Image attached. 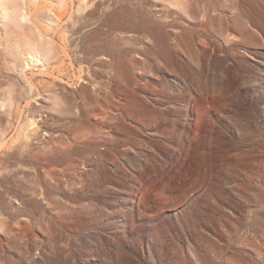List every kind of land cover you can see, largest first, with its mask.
<instances>
[{
    "label": "rangeland",
    "instance_id": "rangeland-1",
    "mask_svg": "<svg viewBox=\"0 0 264 264\" xmlns=\"http://www.w3.org/2000/svg\"><path fill=\"white\" fill-rule=\"evenodd\" d=\"M0 264H264V0H0Z\"/></svg>",
    "mask_w": 264,
    "mask_h": 264
},
{
    "label": "bare ground",
    "instance_id": "bare-ground-1",
    "mask_svg": "<svg viewBox=\"0 0 264 264\" xmlns=\"http://www.w3.org/2000/svg\"><path fill=\"white\" fill-rule=\"evenodd\" d=\"M235 7V6H234ZM7 36H9V34H7ZM26 54H27V56L29 55L30 57L28 58L27 56H26ZM24 53V55L27 57V58H25V61H28V64L30 65V66H37L36 64H37V61H39L40 60V58H39V56H37L34 52H32V51H30V50H28V52L27 53ZM31 59H34L33 60V62H34V64H31ZM27 63V62H26ZM27 64V65H28ZM25 66V65H24Z\"/></svg>",
    "mask_w": 264,
    "mask_h": 264
}]
</instances>
